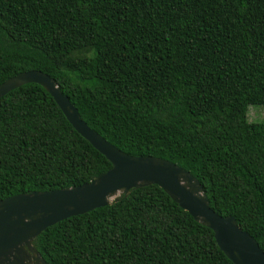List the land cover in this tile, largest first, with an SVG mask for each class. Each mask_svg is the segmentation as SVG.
<instances>
[{
	"label": "trees",
	"instance_id": "obj_1",
	"mask_svg": "<svg viewBox=\"0 0 264 264\" xmlns=\"http://www.w3.org/2000/svg\"><path fill=\"white\" fill-rule=\"evenodd\" d=\"M32 70L120 152L188 172L264 253V121L246 118L264 109V0H0V84ZM109 169L38 85L0 98V200ZM33 246L45 264H232L155 185Z\"/></svg>",
	"mask_w": 264,
	"mask_h": 264
},
{
	"label": "water",
	"instance_id": "obj_2",
	"mask_svg": "<svg viewBox=\"0 0 264 264\" xmlns=\"http://www.w3.org/2000/svg\"><path fill=\"white\" fill-rule=\"evenodd\" d=\"M25 84H36L54 101L72 129L110 164L87 183L47 192L19 194L0 200V264H45L33 240L47 227L72 216L110 205L130 190L155 185L193 221L208 228L218 250L232 264H264V253L231 216L220 217L188 172L153 157L126 155L80 120L76 109L47 75L32 70L0 84V98Z\"/></svg>",
	"mask_w": 264,
	"mask_h": 264
},
{
	"label": "rangeland",
	"instance_id": "obj_3",
	"mask_svg": "<svg viewBox=\"0 0 264 264\" xmlns=\"http://www.w3.org/2000/svg\"><path fill=\"white\" fill-rule=\"evenodd\" d=\"M246 111V118L249 122L264 121V109L261 106H248Z\"/></svg>",
	"mask_w": 264,
	"mask_h": 264
}]
</instances>
